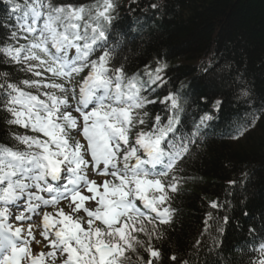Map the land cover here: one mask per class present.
<instances>
[{
    "label": "snow or ice",
    "instance_id": "obj_1",
    "mask_svg": "<svg viewBox=\"0 0 264 264\" xmlns=\"http://www.w3.org/2000/svg\"><path fill=\"white\" fill-rule=\"evenodd\" d=\"M114 9L113 0L79 6L55 0L13 4V12L22 15L8 30L0 56L4 63L42 79L9 82L11 74L0 72L5 122L34 133H15L13 147L0 145V264H45V258L52 264L58 258L61 264H132V253L137 254L136 264H163V254L152 243L154 237L162 238L156 222L172 220L175 210L168 202L178 185L172 173L200 127L190 136L176 135L184 108L181 98L170 94L161 103L172 115L166 123L157 115L147 129L146 106L156 101L144 92L162 80L166 65L146 72L147 81L138 74L128 76L123 65L111 66L119 46L118 40L108 44ZM85 69L88 74L74 84ZM220 106L219 100L212 105L217 110ZM210 119L205 114L200 123ZM89 170L111 179L98 184L88 178ZM83 189L92 195H83ZM61 200L68 201L69 212L58 208L55 216L43 215L40 235L51 250L33 256V225L24 229L10 221H31L42 208H56ZM86 201H95V208L85 207ZM137 201L155 217L147 216ZM211 207L219 205L213 202ZM81 210L86 218L79 215ZM259 252L258 264H264V244ZM170 260L177 261V256Z\"/></svg>",
    "mask_w": 264,
    "mask_h": 264
},
{
    "label": "trees",
    "instance_id": "obj_2",
    "mask_svg": "<svg viewBox=\"0 0 264 264\" xmlns=\"http://www.w3.org/2000/svg\"><path fill=\"white\" fill-rule=\"evenodd\" d=\"M7 1L23 5L24 0ZM55 2L79 6L95 0ZM113 2L110 37L120 46L113 65H123L128 76L138 74L144 81L146 72L166 65L162 80L144 92L156 101L146 106L147 129L157 115L164 123L172 115L161 103L170 94L179 96L184 108L176 135L190 136L200 127L172 173L178 180L168 202L175 210L172 220L156 222L162 238L152 243L163 254V264H258L264 244V0ZM9 5L0 0V46L12 27ZM117 28L125 32L115 33ZM0 72L11 74L9 82L39 79L4 63L2 56ZM217 100L219 110L212 107ZM205 114L212 119L201 124ZM4 115L0 111V145L13 147L19 130ZM213 202L219 207L213 209ZM172 255L177 261L170 260ZM136 256L131 254L132 264Z\"/></svg>",
    "mask_w": 264,
    "mask_h": 264
},
{
    "label": "rangeland",
    "instance_id": "obj_3",
    "mask_svg": "<svg viewBox=\"0 0 264 264\" xmlns=\"http://www.w3.org/2000/svg\"><path fill=\"white\" fill-rule=\"evenodd\" d=\"M60 208H63L64 211L67 213V210L70 211V209L68 208V206L66 205L65 207L64 206H61ZM80 216H83L82 213H79ZM40 226H41V222L40 220L38 221V224L35 226V230H33V233H34V236H35V241H33L31 243V253L32 255H35L38 251H43V252H46L48 250H45L43 247H41V245H43V242L41 241V236H40V233H41V230H40ZM86 227V225H84ZM36 241H39V243H36ZM37 245H40V247H37ZM42 249V250H41ZM57 256L59 257V254H57ZM47 263L48 264H52L51 262V258H48L47 259ZM55 264H59L58 263V259L56 260Z\"/></svg>",
    "mask_w": 264,
    "mask_h": 264
}]
</instances>
